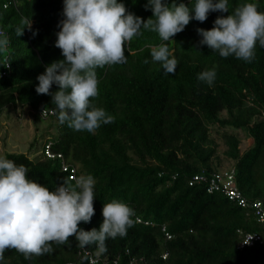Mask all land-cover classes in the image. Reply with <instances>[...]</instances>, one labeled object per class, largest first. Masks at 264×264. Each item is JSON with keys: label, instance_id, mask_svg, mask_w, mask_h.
Returning <instances> with one entry per match:
<instances>
[{"label": "trees", "instance_id": "trees-1", "mask_svg": "<svg viewBox=\"0 0 264 264\" xmlns=\"http://www.w3.org/2000/svg\"><path fill=\"white\" fill-rule=\"evenodd\" d=\"M117 2L142 21L152 18L144 8L147 0ZM165 2L171 6L173 0ZM181 2L191 7L194 0H176ZM245 2L264 12V0H229L228 13L210 12L202 23L190 20L166 42L177 60L175 74H165L151 60V46L161 41L142 28L140 36L126 42V63L95 69L98 95L90 98L91 106L103 108L113 120L89 133L61 124L51 95L35 91L45 67L64 59L54 47L63 0H0V32L9 42L0 52V120L19 109L32 113L35 124L42 109L53 112L42 118L50 123L30 142L34 156L4 153L2 158L24 165L27 177L49 190L61 182L74 185L63 163L78 177L91 175L94 215L78 228L98 229L103 205L113 200L132 210L126 234L106 240L101 255L95 245L81 249L69 237L28 258L5 249L0 264H91L90 257L94 264H264V224L253 207L258 202L264 211V48H254L251 62L223 58L200 45L197 33ZM22 19H31V30L25 28L18 37ZM213 67L211 85L197 80L198 73ZM58 90L53 85L49 92ZM239 130L251 139L247 148L235 134ZM49 143L54 158L44 153ZM229 169L235 170V186L246 206L222 192H209V178ZM198 175L206 180L194 181ZM253 234L263 240L241 248Z\"/></svg>", "mask_w": 264, "mask_h": 264}, {"label": "clouds", "instance_id": "clouds-1", "mask_svg": "<svg viewBox=\"0 0 264 264\" xmlns=\"http://www.w3.org/2000/svg\"><path fill=\"white\" fill-rule=\"evenodd\" d=\"M228 3L194 0L191 7H186L176 0L171 6L165 0H147L144 8L151 10L152 18L142 21L117 0H63V19L57 25L54 47L64 59L45 67L36 77L35 91L51 95L61 124L67 123L73 131L92 133L113 120L103 108L91 106L90 98L98 95L95 69L126 63V42L140 36L143 28L155 32L161 41L151 46V60L158 62L165 74H175L177 60L166 42L183 31L190 20L202 23L210 12L228 13ZM25 28L31 30V19L20 21L16 35L22 36ZM197 33L202 37L199 44L219 56L251 62L254 48H264V12L257 11L254 3L245 2L232 14L218 16L211 29H197ZM36 34L33 30L32 36ZM8 43L0 32V52ZM215 75L213 67L198 73L197 80L211 85ZM53 85L59 90L50 93ZM27 171L24 165L0 157V262L5 249H15L28 258L29 254L48 251L50 242L64 244L69 237L81 249L95 245L96 255H101L107 251L106 240L126 234L132 210L117 200L103 205L98 229L78 228L94 215L95 180L91 175L77 177L74 185L61 182L49 190L29 179Z\"/></svg>", "mask_w": 264, "mask_h": 264}, {"label": "rangeland", "instance_id": "rangeland-1", "mask_svg": "<svg viewBox=\"0 0 264 264\" xmlns=\"http://www.w3.org/2000/svg\"><path fill=\"white\" fill-rule=\"evenodd\" d=\"M31 114L32 113L27 110L24 114H22L21 110L18 109L16 113L12 111L6 112L3 117H1L0 157H2L4 153H27L32 154V156L36 154L34 150L29 151L30 142L33 140V138H35L36 135H41V131L47 128L50 121L38 118L34 124ZM51 134L52 136H55L57 134V130L55 128L52 129ZM235 134H238L242 140L243 148H247L250 145L251 139L247 136L245 131L239 130L236 131ZM212 137L220 144L218 133L215 130L212 133ZM223 149V145L220 144V152H222Z\"/></svg>", "mask_w": 264, "mask_h": 264}, {"label": "built area", "instance_id": "built-area-1", "mask_svg": "<svg viewBox=\"0 0 264 264\" xmlns=\"http://www.w3.org/2000/svg\"><path fill=\"white\" fill-rule=\"evenodd\" d=\"M7 68H8V66H7ZM2 74L5 75V72H3ZM52 114H53L52 111H47L45 109H42L41 112L39 113V115L42 118L48 117L49 115H52ZM50 146H51V144L49 143L46 146L44 153H45L47 158H54L55 156L50 151ZM57 157L62 158L61 155H57ZM62 169L64 172L70 171V179L75 182V179L78 177L76 175V172L73 169H70V167L68 165H66L65 163L62 164ZM235 175L236 174H235L234 169H229L227 171H220L216 174H213L209 178V184H210L209 192L210 193H212L213 191L222 192L223 194L228 196L229 199L238 200L239 205L246 206L247 203H246L245 199H243L241 197L240 192L238 191V189L235 186ZM200 180H206V179L200 175L194 177V181H200ZM253 207H256L258 209L259 221L264 224V211L261 208L260 203H258V202L254 203ZM137 221H138V223H141V220L138 219ZM144 223L146 225L149 224L148 222H144ZM166 236H167V239L172 238L171 235H169L168 233H166ZM262 240H263V236H260L258 234L247 235L245 240L240 244V247L242 248L244 245H253V243L255 241H262ZM95 262H96V259L90 257V263L94 264Z\"/></svg>", "mask_w": 264, "mask_h": 264}]
</instances>
